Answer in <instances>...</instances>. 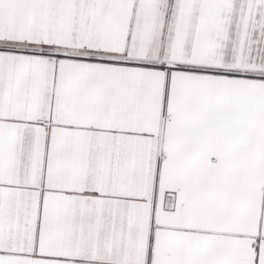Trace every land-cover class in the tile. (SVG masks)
<instances>
[{"label": "snow or ice", "instance_id": "obj_1", "mask_svg": "<svg viewBox=\"0 0 264 264\" xmlns=\"http://www.w3.org/2000/svg\"><path fill=\"white\" fill-rule=\"evenodd\" d=\"M0 264H264V0H0Z\"/></svg>", "mask_w": 264, "mask_h": 264}]
</instances>
